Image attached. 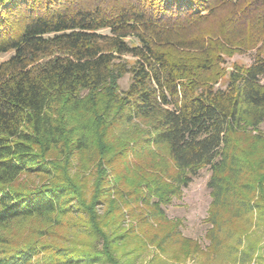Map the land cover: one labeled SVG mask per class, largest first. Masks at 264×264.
<instances>
[{
	"label": "trees",
	"instance_id": "trees-1",
	"mask_svg": "<svg viewBox=\"0 0 264 264\" xmlns=\"http://www.w3.org/2000/svg\"><path fill=\"white\" fill-rule=\"evenodd\" d=\"M263 125L264 0H0V264L249 262ZM205 168L204 253L164 209Z\"/></svg>",
	"mask_w": 264,
	"mask_h": 264
},
{
	"label": "rangeland",
	"instance_id": "rangeland-1",
	"mask_svg": "<svg viewBox=\"0 0 264 264\" xmlns=\"http://www.w3.org/2000/svg\"><path fill=\"white\" fill-rule=\"evenodd\" d=\"M7 58L9 57H3V59ZM252 62L253 56L251 54L236 55L228 59L226 67H229L230 70L233 63H237L240 66H248ZM130 80V75L121 80L120 85L123 90H127ZM226 83L224 81L222 87H225ZM261 131L264 132V125L261 126ZM209 178L210 171L205 168L199 177L193 180L189 188L184 190L182 197L179 199L174 198V202L164 209L169 219L173 221L180 219L183 221V225L180 227L183 236L199 242L204 253L207 252L209 245V242L205 239L208 230L205 220L208 217L207 211L211 203L210 191L207 187ZM99 213L102 215L103 211ZM131 225H136V219L127 217L123 226L125 229H129ZM253 230L248 233L249 241L243 239V246L241 247V250H244L249 243L255 244L256 249L252 252L253 258L249 262L247 256L240 255L241 252L237 254L238 258L234 261L227 255L212 257L206 254L194 255L185 260H175L173 257L174 251L168 250V253H163L152 243H148L146 250L136 256V253L132 252V248L135 243H139L138 237L142 239V234L140 235V233L137 234L138 237L133 238V244L129 243V245L126 244L120 247L116 253L118 258L121 259V264H264V229L259 230V232ZM154 233L155 231H150V236ZM160 234L164 233L161 232ZM142 240H145V238Z\"/></svg>",
	"mask_w": 264,
	"mask_h": 264
}]
</instances>
